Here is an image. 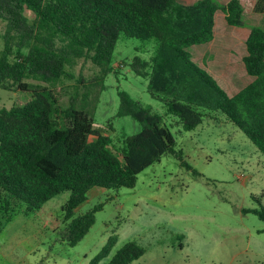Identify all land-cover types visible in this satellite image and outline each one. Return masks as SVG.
<instances>
[{
    "label": "trees",
    "instance_id": "1",
    "mask_svg": "<svg viewBox=\"0 0 264 264\" xmlns=\"http://www.w3.org/2000/svg\"><path fill=\"white\" fill-rule=\"evenodd\" d=\"M219 8L228 24L242 23L239 0L220 6L214 0H0V17L6 21L0 88L17 92L9 108H0V231L18 214L39 216L46 201L68 192L61 206V238L74 246L101 208L97 204L75 215L90 189L132 188L137 174L163 155L182 160L163 117L128 93H118L117 115L131 116L142 126L117 148L108 134L94 128L90 111L72 102L63 106L55 94L65 67L78 58H89L99 68L98 79L110 72L120 35L151 46L148 60L135 57L134 62L149 68L148 92L183 130L196 128L205 117L223 120L240 129L264 156V28L252 26L247 34L243 63L255 79L234 96L187 50L211 38ZM253 10L264 14V0H255ZM252 212L264 220L263 206ZM43 217L51 231L58 229L55 218ZM114 243L110 236L88 264H100ZM143 252L127 241L103 264H129Z\"/></svg>",
    "mask_w": 264,
    "mask_h": 264
},
{
    "label": "rangeland",
    "instance_id": "2",
    "mask_svg": "<svg viewBox=\"0 0 264 264\" xmlns=\"http://www.w3.org/2000/svg\"><path fill=\"white\" fill-rule=\"evenodd\" d=\"M177 1L188 4L195 0ZM214 1L220 6L228 0ZM254 1L239 0L243 13L237 26L228 24L219 8L211 38L187 48L192 60L230 96L255 79L243 63L250 28H264V14L253 10ZM23 12L33 18L28 9ZM5 30L6 21L0 17V50ZM151 54V46L120 35L110 72L98 79L99 68L89 58H78L65 67L55 94L63 106L72 102L76 108L90 111L94 128L108 134L117 148L124 136L138 133L142 126L131 116L117 115L118 93H128L163 117L182 150V160L165 154L137 174L132 188L87 192V201L75 215L97 204L101 208L95 212L91 228L74 246L61 238V206L68 192L46 201L39 216H14L0 231V264H88L110 236L115 237V243L100 264L127 241L136 242L144 251L129 264L264 261V220L252 212L264 207V156L240 129L223 120L205 117L196 128L183 130L177 117L166 114L163 103L148 92L145 73L149 68L134 62L135 57L148 60ZM16 95V91L0 88V108H9ZM44 214L57 220L56 231L45 224Z\"/></svg>",
    "mask_w": 264,
    "mask_h": 264
},
{
    "label": "crops",
    "instance_id": "3",
    "mask_svg": "<svg viewBox=\"0 0 264 264\" xmlns=\"http://www.w3.org/2000/svg\"><path fill=\"white\" fill-rule=\"evenodd\" d=\"M96 188H98V187H94V188H92V189H90V190H93V189H96ZM90 190H89V191H90ZM101 190H102V188H101ZM89 191H88V192H89ZM86 201H87V199H86ZM83 203H84V202H83Z\"/></svg>",
    "mask_w": 264,
    "mask_h": 264
}]
</instances>
